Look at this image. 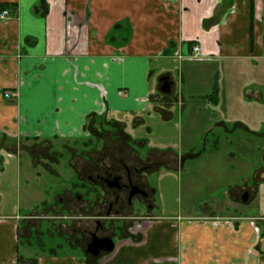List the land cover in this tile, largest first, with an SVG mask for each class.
Here are the masks:
<instances>
[{"label": "crops", "instance_id": "0c3cea01", "mask_svg": "<svg viewBox=\"0 0 264 264\" xmlns=\"http://www.w3.org/2000/svg\"><path fill=\"white\" fill-rule=\"evenodd\" d=\"M2 9L11 14L0 19V152L11 159L0 153V180L16 173L24 201L15 189L14 206L5 210L0 204V264H264V218L229 210L235 204L226 191L221 198L177 201L172 208L148 203L141 217L123 213L132 223L119 227L113 250L98 256L27 249L33 237L22 221L35 211L32 198L42 202L48 195L47 188L33 186L48 177L38 173L43 177L34 181L31 155L47 154L52 141L82 138L86 122L99 115L119 116L140 139L137 157L129 156L127 145L113 146L124 155L122 167L170 171L158 183L164 190L181 169L240 153L236 130L228 146L200 147L193 140L182 149L181 133L171 142L172 127L194 104L191 113L206 121L203 133L210 134L211 124L225 126L224 115L209 110L207 97L217 90V108L218 78L213 86H203L200 77L201 84H194L187 70L221 59H264V0H0ZM162 76L171 81L174 99L152 93ZM5 91L16 96L6 98ZM169 101L173 111L162 109ZM195 152L193 159L181 156ZM42 170L47 176L49 167ZM8 189L3 185L2 195Z\"/></svg>", "mask_w": 264, "mask_h": 264}, {"label": "rangeland", "instance_id": "374dc122", "mask_svg": "<svg viewBox=\"0 0 264 264\" xmlns=\"http://www.w3.org/2000/svg\"><path fill=\"white\" fill-rule=\"evenodd\" d=\"M10 14L9 11V14L4 18L9 17ZM187 71L191 73V81L194 84H201L197 80L200 77L204 81L203 86L207 82L213 86L214 81L216 82L218 78L219 105L215 108L212 104L215 102V95L217 94V90L213 89L207 95L210 100L209 110H216L223 114L227 122L225 126H216L214 129H212L214 124H211L206 128L210 134L208 135L206 130L203 133L202 130L206 121L191 113L192 109L196 107L194 104V106L189 107L191 111L187 110L182 113L179 122L177 117L175 118L176 125L172 127V144H174V137L181 133L182 149H187L193 140L198 141L199 145L196 144L200 147H203L204 144L207 147H214L218 144L228 146L229 140L232 139L231 135L236 130L238 137L235 140H240L237 145L241 148V154L235 153L230 157L223 155L219 164L211 158L204 159L203 162L197 164V169H191L188 172L183 173L186 169L183 171L181 169V171H177V180L173 179L172 185L165 190L158 183L160 181L163 183L165 181L164 176L167 177L170 171L166 172L161 169L153 173L151 170L134 172L131 169L132 180L139 184L145 182L141 185L147 191L148 196L150 195L148 198L141 195L133 198L130 208L134 216L141 217L147 212L148 203L155 204L157 202L161 208H172L177 201L190 204L195 199L205 198V196L208 197L212 194L214 197L221 198L226 191L228 199L230 197L232 204H235L229 210L236 207L245 215L264 218V179L260 177V172H264V59H221L217 63L209 62L204 65H194ZM205 88L204 92L207 93ZM173 92L163 93L160 89H155L152 93L156 97L174 99ZM173 102H164L162 109L166 108L173 111L175 108L171 105ZM229 120L237 121L235 124ZM194 121L195 123H193ZM217 128L222 131L219 133ZM139 141L138 137L132 136L131 132L122 126L119 116L114 115L106 118L99 115L86 122L85 135L80 139H75V142L73 140L66 143L59 141L55 144L52 141L47 154H45V150L43 153L42 151L41 153L34 152L31 155V171L34 174V181L43 177L38 175L42 172H44V177L48 178L47 181L44 180L43 186H40L38 181L33 186L40 189L47 188L48 195H44L47 197L42 202L35 201L33 198L30 201L36 206L35 211L29 214L30 217L22 221L28 230L27 235L33 238L30 239L29 245L23 247L39 252L56 250L59 253L81 254L84 247L81 240L86 241L89 238L87 232L93 230L95 220L101 221L105 226L103 232L111 236L118 233L119 227L130 225L132 220L125 221L123 218V211L129 209L126 204L127 189L116 191V189L107 186L101 179H97V174L105 176L106 172L125 173L124 167L118 161L124 155L120 154L119 156V150L114 147L127 145L131 148L129 156L137 157ZM151 144L147 152L153 149V143ZM156 144L161 146L166 144V141H158ZM249 149L251 153L246 154L245 152ZM0 153L4 154L7 159H11L2 148ZM198 155V152L192 155L190 153L181 154V156L189 159ZM124 159L126 160V157ZM191 162L188 161L187 163ZM45 165L49 167L47 176L45 170L41 171ZM86 166H89V170ZM15 174L8 178V182L0 180V189H3V185L7 188L10 187L7 191V197L2 195L0 191V204H3L5 210H10L14 206L15 189L18 190L19 199L24 201L23 188L15 186ZM73 175L79 177L80 183L70 182V180H74ZM63 177L64 180H62ZM235 182H240V185L233 186ZM152 187L160 190V193L151 195ZM244 190H248L250 193L249 200L245 203L240 199ZM34 195H36L35 198L41 196L39 193ZM116 195L119 198L117 203H115ZM33 201L35 202L33 203ZM110 203L113 206L110 215H107L106 211ZM23 204L25 203H20L21 209L24 207ZM113 209H118V214L114 213Z\"/></svg>", "mask_w": 264, "mask_h": 264}, {"label": "flooded vegetation", "instance_id": "af4514ba", "mask_svg": "<svg viewBox=\"0 0 264 264\" xmlns=\"http://www.w3.org/2000/svg\"><path fill=\"white\" fill-rule=\"evenodd\" d=\"M125 168H124L125 169V173L124 174H119V173L118 174H116V173L114 174L113 172H106V175L105 176H102L100 174H97V176H98L97 179H99V180L101 179V181H103L108 186L107 181H112V180H114L115 177H118L119 178V181L116 182V186H112V188L116 189V191L117 190L120 191L122 189H127L126 204H127V206H129V210L126 209V210L123 211V213H126L127 214V212H130L132 210L130 208V205L133 202V198L135 196L141 195L144 198H148L150 195L148 196L147 191L142 187L143 183H141L142 184L141 185V184L136 183V182H134L132 180L131 173H130L131 169L130 168H127V167H125ZM132 170L134 172H140V171H142L141 168H138V167H134ZM263 174H264V172H260V177H262V179H264ZM133 189L135 190V193L131 197H129L130 196V192ZM243 196H246V201H248L249 196H250L249 191L248 190H244L241 193L240 198H241L242 201H244L243 200ZM115 198H116L115 203H117L118 202V199H119L118 198V195H116ZM112 206H113L112 203H110L108 205L107 211H106V214L107 215H109V213L111 212ZM113 211L116 214H118V212H119L118 209H113ZM126 214H123V215H126ZM104 229H105V226L102 224V222L99 221V220H95L93 230H90V231L87 232V235L89 236V238L86 241L83 240V239L81 240V243L84 246L83 247V253L88 254V255H91L89 252H87V244L89 242H91L92 235L93 234H95L98 238L109 237L114 242V239H113V237L111 235L105 234L103 232ZM114 245H115V242H114ZM103 253H109V252L101 251L99 253V255H101Z\"/></svg>", "mask_w": 264, "mask_h": 264}, {"label": "water", "instance_id": "95a60500", "mask_svg": "<svg viewBox=\"0 0 264 264\" xmlns=\"http://www.w3.org/2000/svg\"><path fill=\"white\" fill-rule=\"evenodd\" d=\"M160 81V91L163 93H169L171 90V81L168 76H162L159 79ZM264 176V175H263ZM119 181L118 177H115L112 181H107L109 187L116 186V182ZM135 193L133 189L130 192L131 197ZM243 200H246V196H243ZM114 248V242L109 237L98 238L95 234L92 235V240L87 244V252L93 256H98L101 251L111 252Z\"/></svg>", "mask_w": 264, "mask_h": 264}, {"label": "built area", "instance_id": "2783aa9c", "mask_svg": "<svg viewBox=\"0 0 264 264\" xmlns=\"http://www.w3.org/2000/svg\"><path fill=\"white\" fill-rule=\"evenodd\" d=\"M8 14H9V10H8V9H3L2 11H0V19L6 17ZM193 49H194V50H197L198 47H197V46H194ZM4 96H5L6 98L11 99V98H13L14 96H16V93H15V92H11V91H10V92H5V93H4Z\"/></svg>", "mask_w": 264, "mask_h": 264}, {"label": "trees", "instance_id": "16d2710c", "mask_svg": "<svg viewBox=\"0 0 264 264\" xmlns=\"http://www.w3.org/2000/svg\"><path fill=\"white\" fill-rule=\"evenodd\" d=\"M4 7V5L1 6V8Z\"/></svg>", "mask_w": 264, "mask_h": 264}]
</instances>
